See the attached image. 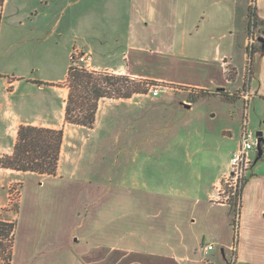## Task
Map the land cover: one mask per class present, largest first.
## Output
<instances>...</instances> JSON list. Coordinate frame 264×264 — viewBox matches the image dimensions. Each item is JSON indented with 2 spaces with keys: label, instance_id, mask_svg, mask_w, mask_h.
Returning a JSON list of instances; mask_svg holds the SVG:
<instances>
[{
  "label": "rangeland",
  "instance_id": "rangeland-1",
  "mask_svg": "<svg viewBox=\"0 0 264 264\" xmlns=\"http://www.w3.org/2000/svg\"><path fill=\"white\" fill-rule=\"evenodd\" d=\"M220 1L191 0L192 11L199 12L208 4L219 5ZM15 2L11 0L7 8V19L12 12L19 15L25 12L27 1L16 6ZM257 3L258 0H236V66L244 73V79L235 95L241 103L233 104L214 94L217 89L209 93L190 91L188 87L149 77H134L153 81L152 85L143 86L144 94L131 98L142 107L134 108L133 113H129L130 118L123 119L124 99H103L99 102L96 123L93 129H88L61 121V93L46 90L45 101L52 106L51 122L64 123V143L57 173L42 176L0 168V222L16 225L11 264H208L210 258L216 264H225L221 245L209 255L204 254V246L202 250L201 246H194L195 251H186L193 245L195 236L203 237L201 227L197 226L195 233L190 230L187 234L184 230L187 235L174 230L170 201H175L174 197L178 196L175 189L183 183L192 190L197 187L198 172L184 168L176 172L172 159L174 149L178 154L175 158L183 164L187 151L225 148L222 131L231 129L233 134L240 131L242 96L250 89L254 68L249 59L260 52L259 39H264V23L250 26V9L257 8ZM86 7L87 4L84 9ZM71 11L67 10L66 15ZM212 13L223 15L217 6ZM68 17L65 25L69 23ZM97 24L100 34L105 30L104 23L98 21ZM216 29L223 34L228 32L223 25H217ZM23 33L18 35L20 40L21 37H37L35 33L30 36ZM63 33V40L52 37L47 47L44 44L40 47L37 40L39 45H19L18 50L35 65L32 78L58 83L65 79L71 58L77 61L75 51L91 56L77 43L71 47V40L83 31L68 25ZM94 67L95 61H92L91 71L110 73ZM237 74L236 71V77ZM155 88L160 90L158 96L153 95ZM33 89L23 83L14 97L16 103L26 94L30 105L35 106L39 98L29 93ZM190 102L194 103V108L185 110L183 105ZM249 110V128L256 136L257 132H264V99L252 98ZM127 121L131 123L129 131L125 130ZM174 122L177 134L170 139L169 129ZM237 212L238 208L232 209L231 229L223 240L228 248L236 244ZM206 239L210 241V237ZM228 248L227 259L233 264L232 249ZM185 254L192 258L191 263H180L175 258ZM0 264H5L4 258H0Z\"/></svg>",
  "mask_w": 264,
  "mask_h": 264
},
{
  "label": "crops",
  "instance_id": "crops-1",
  "mask_svg": "<svg viewBox=\"0 0 264 264\" xmlns=\"http://www.w3.org/2000/svg\"><path fill=\"white\" fill-rule=\"evenodd\" d=\"M22 1L16 0L15 6ZM26 1L23 15L12 12L8 19L7 8L11 0H5L0 6L1 155L12 152L21 125L64 129L65 107L69 94V89L65 85L66 77L58 83L40 82L32 78L36 71L35 65L23 51L18 50V47L21 44L39 45L36 44L37 41L40 42V47L43 44L47 47L52 37L57 39L60 37L63 40V28L68 25L83 31L80 36L71 40V47L77 43L87 51L86 53L91 54L92 61H95L94 69L97 70L104 69L116 75L149 77L162 83L188 87L190 91L212 92L220 89L232 97L236 96V91L241 88V82L243 83L244 73H241L242 70L240 72L236 66V0H222L219 5H215L216 3L204 5L202 10L196 13L192 11L191 0H67V4L65 0ZM86 4L87 7L84 9ZM214 6H217L223 15L215 16L212 13ZM69 9L72 11L66 15ZM255 12L260 23L263 24L264 0H258ZM66 16H69L68 25H65ZM98 21L102 25L104 23L105 27L100 34L96 28ZM217 25H223L228 32L223 34V31H217ZM20 32L29 36L35 33L37 37H21L20 40L18 37ZM225 40L227 44H224ZM57 42L59 43V40ZM261 44L264 48V43ZM250 61L254 67L249 89L251 99L257 97L264 99V52L255 53ZM172 65H174L173 69ZM179 72L184 74L179 75ZM38 82L62 85L51 86ZM23 83L34 88V91L29 90V93L39 98L35 106L30 105L26 94H23L20 102L16 103L14 97ZM46 90L61 93L63 101L61 121H64L61 125L51 122L52 106L45 101L48 97ZM44 91L46 93H43ZM237 100L231 102L241 103V99ZM122 104L123 119L130 118L129 113H133L131 110L134 108L142 107L132 99L124 100ZM183 108L191 110L194 108V103H186ZM129 125H131L129 122L125 124L126 131L130 129ZM176 131L177 123L174 122L169 129L170 139L176 138ZM262 133L264 138V132ZM222 135L226 141L225 148L206 147L202 151L200 149L187 151L183 164L175 158L178 154L174 149L172 168L177 169L176 172L182 168L191 170L192 173L197 171L198 181L194 190L185 183L179 188L175 186L178 196L174 197L175 201H170L172 205L170 209L174 211L171 220L176 232L181 231L183 235H187L190 230L195 233L197 226L202 228L200 233L203 237L195 236L194 243L186 250L187 252L195 251V247L199 246L202 250L203 246L209 244L214 245L215 248L221 245L223 260L225 264H230L226 254L228 246L223 240L231 229L232 209L213 199L222 178L229 172L231 154L238 146L240 131L233 134V130L226 129L222 131ZM5 139L8 140L7 143L3 142ZM262 145L264 148V142ZM262 158H264V150L259 159L258 152L256 153L242 194L235 238L236 259L233 264H264V159ZM207 237H210L209 242ZM185 241L186 239L183 240L184 245H186ZM228 249H232V246ZM175 258L180 263L193 261L188 254L183 257L176 255ZM207 263L216 264V261L210 258Z\"/></svg>",
  "mask_w": 264,
  "mask_h": 264
},
{
  "label": "trees",
  "instance_id": "trees-1",
  "mask_svg": "<svg viewBox=\"0 0 264 264\" xmlns=\"http://www.w3.org/2000/svg\"><path fill=\"white\" fill-rule=\"evenodd\" d=\"M4 1L0 0V6L4 4ZM249 19L250 26H257L256 24L260 22L255 8L250 9ZM260 49L261 52H264L262 44H260ZM151 82L127 75L117 76L106 72L90 71L78 59L76 61L71 58L65 79V85L69 88L65 107V124L93 129L101 100L131 99L136 94H144L143 86L145 84L152 85ZM38 84L53 85L40 82ZM203 92L209 93V91ZM214 94H218L230 102L239 98L238 96H229L220 89ZM64 135L63 128L51 129L21 125L12 152L0 156V168L42 176H54L60 164ZM232 206L231 209H233ZM15 227L14 223L0 222V258H4L5 264L12 263Z\"/></svg>",
  "mask_w": 264,
  "mask_h": 264
},
{
  "label": "built area",
  "instance_id": "built-area-1",
  "mask_svg": "<svg viewBox=\"0 0 264 264\" xmlns=\"http://www.w3.org/2000/svg\"><path fill=\"white\" fill-rule=\"evenodd\" d=\"M75 57L80 63L87 68L92 70L91 62L92 58L90 55L79 54L77 51L74 52ZM250 60V59H249ZM251 64V63H249ZM251 71V67H248ZM247 71V68H246ZM249 85V84H248ZM153 91L154 96H158L160 90L155 88ZM251 94L248 89L247 94H243L242 100V121L240 128V139L237 148L231 154L230 169L229 172L224 176L223 181L217 188V194L214 197V201L220 204L232 206L234 209L238 208L236 218L234 220V226L237 232L238 220L242 203V194L245 186L248 182L250 172L254 164V157L257 151L258 136L249 128V116H250V98ZM236 213V212H235ZM236 240V239H235ZM236 244L232 247V263L236 259ZM214 245L209 244L204 246V254L209 255L214 250Z\"/></svg>",
  "mask_w": 264,
  "mask_h": 264
},
{
  "label": "water",
  "instance_id": "water-1",
  "mask_svg": "<svg viewBox=\"0 0 264 264\" xmlns=\"http://www.w3.org/2000/svg\"><path fill=\"white\" fill-rule=\"evenodd\" d=\"M260 42L264 43V39H259ZM257 136H258V144H257V151H258V159L263 155V148H262V144L264 142V138H263V133L262 132H257ZM257 159V160H258ZM256 160V161H257Z\"/></svg>",
  "mask_w": 264,
  "mask_h": 264
}]
</instances>
